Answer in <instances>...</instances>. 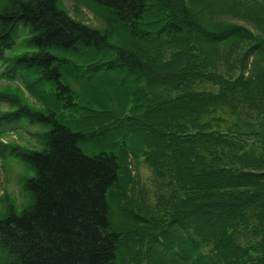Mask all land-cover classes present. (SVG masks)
Here are the masks:
<instances>
[{
    "label": "trees",
    "instance_id": "16d2710c",
    "mask_svg": "<svg viewBox=\"0 0 264 264\" xmlns=\"http://www.w3.org/2000/svg\"><path fill=\"white\" fill-rule=\"evenodd\" d=\"M96 1L103 29L60 0H0V78L39 73L77 109L60 70L77 63L57 52L85 51L89 72L123 70L133 102L113 127L103 114L99 128L82 131L0 89L14 114L49 126L44 149L22 153L33 202L0 218V264H117L121 232L109 230L107 195L142 219L135 198L122 200L137 155L160 181L156 208L143 212L168 221L169 257L159 264H264V0ZM20 23L23 49L7 55ZM99 134L103 149L86 154L79 140ZM127 246L144 248L141 239Z\"/></svg>",
    "mask_w": 264,
    "mask_h": 264
},
{
    "label": "rangeland",
    "instance_id": "374dc122",
    "mask_svg": "<svg viewBox=\"0 0 264 264\" xmlns=\"http://www.w3.org/2000/svg\"><path fill=\"white\" fill-rule=\"evenodd\" d=\"M60 5L75 18L104 28V19L100 15L104 6L96 0H60ZM251 27L256 30L253 25ZM123 32V30H116L111 37L118 41ZM27 34V27L22 23L18 24L11 37L13 46L6 50V54L20 52L23 49L21 40ZM50 50L55 52L53 47ZM57 54L77 63V65L71 63L70 66H61L60 70L61 80L70 83L75 88L74 101L78 102L79 108L76 109V104L71 105L68 98L59 97L53 82L44 81V79L35 80V76L40 75L35 72H19V75L16 73L11 79L2 76L0 89L18 92L23 103L44 113L54 110L60 122L70 126L73 130L93 131L99 128L103 114H113L110 118L112 122L110 127L117 123L119 117L129 115L133 102L126 93V85L130 81L127 83L123 80L125 74L120 67L99 68L89 72L86 70L85 51L60 50ZM79 64L81 66H78ZM63 103H65L64 106ZM17 109V105L11 106L6 101H0L2 119L0 122V218L10 211L18 213L33 202L32 193L25 187V182L34 174V170L29 162L22 158V153L31 149H44L45 139L42 134L49 128L41 122L31 121L25 115L14 114ZM8 113H11L10 117ZM106 140L105 134L93 137L87 135L86 138L79 140V147L86 154L92 155L103 149L101 141ZM129 161L128 167H131L135 174V186L129 185L132 189L128 191L126 199L122 200L126 202L135 198L136 209L143 216L142 219L137 218L136 215L132 216L134 210L130 204L124 206L119 203L117 196L113 197L111 192L108 193L109 230L121 232L120 243L116 249V262L123 264L122 257H127L128 261L133 264L141 262L159 264L161 259L166 262V258L169 257L168 251H164L166 233L169 230L168 221L154 219L143 213L144 207L156 208L160 181L154 176L143 158L141 159L138 155L137 157L130 156ZM119 188L116 187L114 193H118ZM138 239L142 240L144 248L126 252L127 242H134ZM146 249L151 250V253Z\"/></svg>",
    "mask_w": 264,
    "mask_h": 264
}]
</instances>
